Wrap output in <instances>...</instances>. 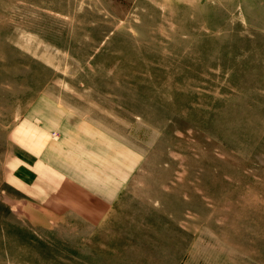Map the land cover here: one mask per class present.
<instances>
[{"label":"rangeland","instance_id":"obj_1","mask_svg":"<svg viewBox=\"0 0 264 264\" xmlns=\"http://www.w3.org/2000/svg\"><path fill=\"white\" fill-rule=\"evenodd\" d=\"M0 264H264V0H0Z\"/></svg>","mask_w":264,"mask_h":264}]
</instances>
